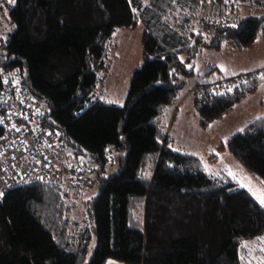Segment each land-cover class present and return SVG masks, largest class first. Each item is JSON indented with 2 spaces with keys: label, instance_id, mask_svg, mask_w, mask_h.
Returning a JSON list of instances; mask_svg holds the SVG:
<instances>
[{
  "label": "trees",
  "instance_id": "obj_1",
  "mask_svg": "<svg viewBox=\"0 0 264 264\" xmlns=\"http://www.w3.org/2000/svg\"><path fill=\"white\" fill-rule=\"evenodd\" d=\"M3 3L16 27L0 43V87L6 72L18 70L71 153L111 169L97 173L100 191L82 221L72 201L82 187L70 182L0 190V264H244L240 245L264 234V206L235 180L216 186L201 157L173 147L161 113L179 99L203 47L246 48L264 33V0ZM236 11V24L216 26ZM139 20L144 58L123 105L94 98L113 31ZM260 82L256 71L227 91L199 84V124L209 127ZM226 146L264 180V113L221 140L219 149Z\"/></svg>",
  "mask_w": 264,
  "mask_h": 264
},
{
  "label": "rangeland",
  "instance_id": "obj_2",
  "mask_svg": "<svg viewBox=\"0 0 264 264\" xmlns=\"http://www.w3.org/2000/svg\"><path fill=\"white\" fill-rule=\"evenodd\" d=\"M4 1L0 0V43L16 27L11 21L8 8L3 6ZM246 11L243 8L241 13ZM236 12L240 15L239 11ZM143 30L144 22L139 20L136 25H120L113 31L105 65L99 69L94 98L123 105L134 72L144 58ZM198 54L194 62L195 71L184 77L179 89V99L170 103L161 113L162 122L170 133L169 136L174 139L173 147L183 153L201 157L206 170L216 177V186L227 180H235L251 191L256 199L258 195L264 196V180L237 160L227 146L219 149L221 140L225 141L231 133L240 130L253 117L264 113L261 107L264 97V33L246 48H238L230 41H225L222 47H203ZM256 71L261 75L257 89L244 96L226 115L213 121L209 127L204 128L199 124V115L193 101L194 93L190 94L193 86ZM173 108L175 109L171 114ZM214 156L215 159L212 158ZM73 190L75 189L72 192ZM99 191L100 186L94 184L91 187H82L81 194L72 197L75 203L74 218L82 221L89 216L88 202ZM95 244L94 236L92 246ZM257 246L264 248V244Z\"/></svg>",
  "mask_w": 264,
  "mask_h": 264
},
{
  "label": "built area",
  "instance_id": "obj_3",
  "mask_svg": "<svg viewBox=\"0 0 264 264\" xmlns=\"http://www.w3.org/2000/svg\"><path fill=\"white\" fill-rule=\"evenodd\" d=\"M237 12L224 17L216 26L236 24ZM220 78L211 83L216 91H227L238 81ZM0 87V190L5 193L11 187L34 182H70L72 186L91 187L97 184L95 164L74 156L60 130L51 127L44 117L45 106L22 80L18 70L4 74ZM193 86L190 94L199 92ZM108 156L118 163L115 148H108ZM114 166V165H113Z\"/></svg>",
  "mask_w": 264,
  "mask_h": 264
},
{
  "label": "crops",
  "instance_id": "obj_4",
  "mask_svg": "<svg viewBox=\"0 0 264 264\" xmlns=\"http://www.w3.org/2000/svg\"><path fill=\"white\" fill-rule=\"evenodd\" d=\"M199 84L200 83H197V85ZM174 109L175 108L171 109V114H173ZM259 244H264V234L258 235L255 238L246 239V241L240 245V257L244 264H264V248L257 246ZM109 262H112V264H128L112 258L108 259L105 264H109Z\"/></svg>",
  "mask_w": 264,
  "mask_h": 264
},
{
  "label": "snow or ice",
  "instance_id": "obj_5",
  "mask_svg": "<svg viewBox=\"0 0 264 264\" xmlns=\"http://www.w3.org/2000/svg\"><path fill=\"white\" fill-rule=\"evenodd\" d=\"M0 195H2V193H0ZM257 199L259 200L260 204L264 206V196L258 195ZM109 264H112V262H109Z\"/></svg>",
  "mask_w": 264,
  "mask_h": 264
}]
</instances>
